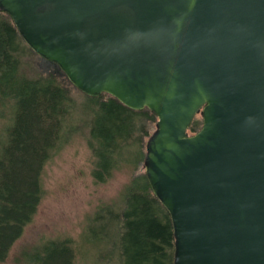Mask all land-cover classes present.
<instances>
[{
    "label": "water",
    "instance_id": "1",
    "mask_svg": "<svg viewBox=\"0 0 264 264\" xmlns=\"http://www.w3.org/2000/svg\"><path fill=\"white\" fill-rule=\"evenodd\" d=\"M0 10L76 88L157 117L143 166L171 216L173 264H264V0H0Z\"/></svg>",
    "mask_w": 264,
    "mask_h": 264
},
{
    "label": "trees",
    "instance_id": "2",
    "mask_svg": "<svg viewBox=\"0 0 264 264\" xmlns=\"http://www.w3.org/2000/svg\"><path fill=\"white\" fill-rule=\"evenodd\" d=\"M36 55L12 17L0 10V118L5 119L0 137V264L38 209L45 165L66 144L68 132L83 128L94 157L95 181L105 182L124 167L133 172L122 206L103 207L94 218L108 222V234L92 225L87 228L91 241L107 244L110 250L101 255H116L120 264H173L170 213L153 193L145 170L134 174L144 161L157 117L149 108L133 109L107 92L85 94L55 62L44 58L42 67L36 65ZM80 94L84 102H77ZM195 118L189 128L193 133L202 126ZM33 252L27 256L33 264H74L76 257L68 238L48 240Z\"/></svg>",
    "mask_w": 264,
    "mask_h": 264
},
{
    "label": "rangeland",
    "instance_id": "3",
    "mask_svg": "<svg viewBox=\"0 0 264 264\" xmlns=\"http://www.w3.org/2000/svg\"><path fill=\"white\" fill-rule=\"evenodd\" d=\"M35 59L39 61L36 65H44L43 57L36 55ZM84 100L82 94L77 96V102ZM195 120L202 121L201 115ZM4 122L5 119L0 118V137ZM84 131L83 128L68 132L66 144L45 165L42 200L32 221L25 226L8 258L1 264H33L27 256L34 254L35 249L48 240L65 238L75 247L74 264H120L116 255H101V251L110 249L107 244L92 242L87 228L93 225L95 230L108 234V222L94 218L103 207L112 205L117 210L122 206L123 190L133 172L124 167L105 182L95 181L91 174L94 157ZM143 171L142 163L134 174Z\"/></svg>",
    "mask_w": 264,
    "mask_h": 264
}]
</instances>
